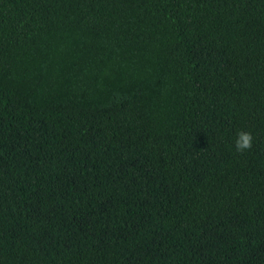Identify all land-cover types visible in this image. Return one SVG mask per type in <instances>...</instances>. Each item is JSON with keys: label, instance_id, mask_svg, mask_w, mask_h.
Returning a JSON list of instances; mask_svg holds the SVG:
<instances>
[{"label": "trees", "instance_id": "obj_1", "mask_svg": "<svg viewBox=\"0 0 264 264\" xmlns=\"http://www.w3.org/2000/svg\"><path fill=\"white\" fill-rule=\"evenodd\" d=\"M0 264H264V0H0Z\"/></svg>", "mask_w": 264, "mask_h": 264}, {"label": "clouds", "instance_id": "obj_2", "mask_svg": "<svg viewBox=\"0 0 264 264\" xmlns=\"http://www.w3.org/2000/svg\"><path fill=\"white\" fill-rule=\"evenodd\" d=\"M253 143L251 132L238 131L235 139V148L237 152L250 150Z\"/></svg>", "mask_w": 264, "mask_h": 264}]
</instances>
